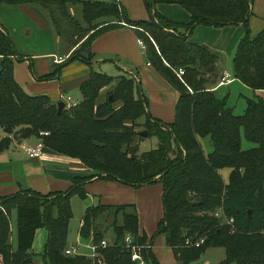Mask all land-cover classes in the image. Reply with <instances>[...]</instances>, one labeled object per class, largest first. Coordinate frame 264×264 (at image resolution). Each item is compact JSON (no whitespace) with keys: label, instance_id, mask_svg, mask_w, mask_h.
<instances>
[{"label":"trees","instance_id":"obj_1","mask_svg":"<svg viewBox=\"0 0 264 264\" xmlns=\"http://www.w3.org/2000/svg\"><path fill=\"white\" fill-rule=\"evenodd\" d=\"M143 2L150 15L147 20H131L115 0H0V6H38L52 26L57 51L68 54L40 80L57 76L72 61L90 64L91 45L99 34L123 23L133 27L145 43L146 59L178 92L172 123L150 115L147 97L127 72L111 76L91 71L79 86L78 104L58 112L57 103L46 94H30L15 81L13 60L24 58L0 22V127L8 135L36 137L45 147L80 160L94 172L92 176L103 174L133 187L160 183L163 217L155 235H164L177 264H201V256L211 247L225 249L218 264H264V99H246L244 113L234 115L226 99L212 90L218 54L188 41L185 32H176L180 26L191 31L199 24L247 27L252 0ZM160 3L182 6L191 15L190 23L167 19L155 9ZM233 72L234 79L264 92V28L254 37L246 29L233 56ZM142 117L145 121L140 123ZM139 127L157 138L156 147L140 150L144 138ZM242 135L250 148L242 147ZM205 136L213 148L210 153L200 144L199 138ZM9 143L8 136L2 138L0 152ZM92 176L73 177L64 192L44 195L26 190L0 199V264H95L85 255L65 253L71 197L85 199L84 185ZM13 210L15 247L10 229ZM39 228L47 231L41 254L33 250ZM91 233L94 243L103 239L109 243L99 249L105 264H135L125 247L126 235L138 244L151 243L155 236L149 239L139 232L134 204L86 207L79 235L87 241ZM187 237L202 238L203 243L186 246ZM142 255L145 262L158 264L152 249L143 248Z\"/></svg>","mask_w":264,"mask_h":264},{"label":"crops","instance_id":"obj_2","mask_svg":"<svg viewBox=\"0 0 264 264\" xmlns=\"http://www.w3.org/2000/svg\"><path fill=\"white\" fill-rule=\"evenodd\" d=\"M115 1H118L126 9L131 20L149 19V13L143 0ZM155 9L173 22L186 25L191 21L190 13L178 4L160 3L155 5ZM0 22L13 39L19 55L24 58L13 60V77L25 91L33 95L46 94L56 103L63 102V95H70L75 100H80V84L89 77L91 71H95L91 65L78 60L72 61L64 65L57 76L44 80L39 79L40 76L49 73L55 66L54 63H60L55 59L66 58L68 54L65 51H57L52 26L38 6L22 5L10 8L0 6ZM243 27L241 23L219 27L199 24L191 31L185 30L184 26L179 27L188 36V41L206 45L211 51L218 54L215 70L218 82L217 85H212V90L229 86L234 81L225 65L229 57H233L237 44L245 33ZM137 39L139 37H137L135 29L124 23L99 34L91 45L93 53L91 64L95 65L96 62L106 61L118 62L120 64V66L118 65L119 73L115 76L127 72L135 77L140 87L142 83L149 87L152 86L150 94L157 96L156 100L161 111L152 108L156 114L153 115L149 109L148 101L147 109L150 115L155 120L172 123L174 118L169 121L162 120V118H168L163 115L162 109L164 107L171 110L169 106L173 103L176 104L178 92L149 63L145 55V43L140 38L144 44L142 47ZM134 64H138V69L133 67ZM136 71L139 75L136 74ZM226 74H230L232 81L218 86ZM204 76L207 77L209 74ZM141 90L144 92L142 87ZM155 109L157 108L155 107ZM5 136L10 138V143L6 149L0 152V199L26 190L44 195L51 192H64L71 187L73 177H90L94 173L80 160L60 154L45 146L40 157L30 156L22 145H35L39 141L36 137L20 138L13 133L8 135L0 127V140ZM102 175H94L85 183L84 187L87 192L85 199H89L91 205L99 203L108 205L134 204L138 215L139 232H144L150 239L155 234L157 224L163 217L161 184L133 187L119 180L105 179ZM80 225L81 219L78 234ZM79 238L81 239L80 235ZM79 242L80 240L68 243V246L76 244L82 248ZM164 243L155 245V236H153L151 249L157 261L158 258L169 256L170 252L167 249H170L174 256L173 249L166 244L165 238ZM171 260L168 264H175L176 259Z\"/></svg>","mask_w":264,"mask_h":264},{"label":"rangeland","instance_id":"obj_3","mask_svg":"<svg viewBox=\"0 0 264 264\" xmlns=\"http://www.w3.org/2000/svg\"><path fill=\"white\" fill-rule=\"evenodd\" d=\"M243 28L245 29V32H246V29L248 30V33L250 34L251 37H254L261 29L264 28V0H252L251 5H250V15H249V18L247 21V27L244 26ZM176 32H183V29L180 30L178 28L176 30ZM223 58H224V55H223ZM225 63H224V65H225ZM90 65L93 67V69L95 71L103 72V73H106L108 75L115 76L116 74L119 73L118 65L120 66V64H118V62H115V63H111L108 61L96 62L95 65H92L91 63L89 64V66ZM226 65H225L226 70H228L234 76L233 57H229ZM133 67L135 69H138L139 66H138V64H134ZM136 74L139 75L137 71H136ZM214 75H216L215 72H214ZM210 76H211V74H209V76H207L206 78H208ZM217 82L215 83L216 85H217ZM141 87L144 91L143 92L144 95H146V97L148 98V101H149L148 106H149L151 113L153 115H156L155 111H153L152 108H154V110H156V111H161V109H160L159 103L156 100L157 96H155V94H153V96L150 94V92L152 91V89L150 87H152V86L149 87V86H146L144 83H142ZM215 95L219 98H225L226 99V105H227V107H230L232 109V112L234 115H242L244 113L245 108H246V99H248V98L257 99L258 97L264 99V92L254 91L253 89L249 88L248 86L243 85L238 79H234L233 83L230 84L229 86L227 85V86H222V87L217 88L215 90ZM174 104L175 103L170 104L169 107H171L170 108L171 110L163 107V109H162L163 115L168 117V118H162L163 121H169V119L174 118V113H175ZM155 107L157 109H155ZM144 121H145V117H142L139 119L140 123H142ZM138 129L141 131L144 130L143 127H139ZM41 132H46V131H40V134H41ZM16 134H17V136L18 135L20 136L19 133H16ZM143 138H144V140L140 144V150L141 151L142 150H149V149L156 147L157 138L155 136L148 137V132H147V136L143 137ZM199 140H200V144H201L203 150L205 151V153H210L213 150L209 137H207V136L200 137ZM241 144H242V147L244 149H248L252 146V144L249 143V141H247L244 138V136L242 137ZM222 175L225 178V180H227L228 169H224L222 171ZM71 206H72L73 215L69 221V231H68L67 241H68V243H72L75 241L78 242L80 240L79 243L82 245V251L86 254H89L90 253V242L79 238L78 228H79V224H80V219L86 210V206H91V202L89 201V199H81L80 197L73 195L71 197ZM161 209H162V205H161ZM10 229H11V243H12L13 247H15V245H16V229H17L16 211L15 210H13L10 214ZM107 234H108L109 238H112L111 230H108ZM46 235H47V231L45 228H39L36 231L33 250L36 251V253H38V254H41L43 252L44 244L46 241L45 240ZM162 243L165 244L164 243V235L163 234L155 235V245H159ZM151 245H152V242H151ZM167 251L170 252V253H168L169 256H166L164 258H158L159 259L157 261L158 264H168L172 261L171 259L175 260L171 250L167 249ZM224 258H225V249L223 247H211V248H208L205 251V253L201 256L199 263H201V264H218L222 260H224ZM145 264H154V263L151 260H149V261H146ZM175 264H177L176 260H175Z\"/></svg>","mask_w":264,"mask_h":264},{"label":"built area","instance_id":"obj_4","mask_svg":"<svg viewBox=\"0 0 264 264\" xmlns=\"http://www.w3.org/2000/svg\"><path fill=\"white\" fill-rule=\"evenodd\" d=\"M137 42L144 47V44L142 40L139 38L137 39ZM63 59H55L56 62H61ZM183 74L182 70H179L177 72V75L181 77ZM232 81V78L230 74H226V76H223L220 82L218 83L219 85H223L226 83H229ZM63 102H64V109H72L78 104V101L75 100L72 96L70 95H63L62 96ZM42 135H47L48 132H41ZM24 150L32 157H40L43 153V148L44 144L42 143L41 140H39L35 145H23L22 146ZM216 216L218 217H223L221 212L215 213ZM227 223H231L233 221L232 218L226 219L224 218ZM88 241L90 242V253L86 254L82 251L81 246L79 245H71L69 246L66 250L65 253L67 254H72V255H85L88 258L92 260L95 264H105L103 261L102 256L99 253L100 248L106 247L109 243L107 240H101L99 244H96L93 242V235L92 233L89 236ZM125 247L129 250L130 252V259L133 261L135 264H145V259L142 255V249L143 248H148L151 249L152 245L149 241H146L144 244H138L133 242L132 237L130 235H126L124 239ZM203 243V239H193L192 237H187L185 239V245L186 246H199L200 244Z\"/></svg>","mask_w":264,"mask_h":264},{"label":"water","instance_id":"obj_5","mask_svg":"<svg viewBox=\"0 0 264 264\" xmlns=\"http://www.w3.org/2000/svg\"><path fill=\"white\" fill-rule=\"evenodd\" d=\"M1 74V71H0ZM57 108H58V112H61L64 109V102H58L57 103ZM139 136L141 137H146L147 136V131L143 130V131H139Z\"/></svg>","mask_w":264,"mask_h":264}]
</instances>
